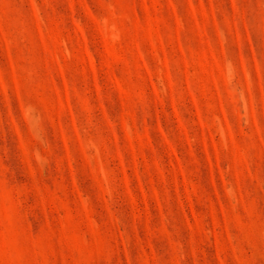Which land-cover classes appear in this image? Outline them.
Masks as SVG:
<instances>
[{
    "label": "rangeland",
    "instance_id": "1",
    "mask_svg": "<svg viewBox=\"0 0 264 264\" xmlns=\"http://www.w3.org/2000/svg\"><path fill=\"white\" fill-rule=\"evenodd\" d=\"M0 264H264V0H0Z\"/></svg>",
    "mask_w": 264,
    "mask_h": 264
}]
</instances>
